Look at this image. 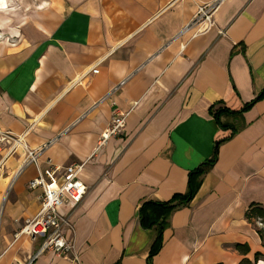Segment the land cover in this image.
<instances>
[{
	"label": "crops",
	"instance_id": "crops-1",
	"mask_svg": "<svg viewBox=\"0 0 264 264\" xmlns=\"http://www.w3.org/2000/svg\"><path fill=\"white\" fill-rule=\"evenodd\" d=\"M17 2L27 9L16 27L0 16L9 29L0 34V133L9 140L0 146V264H147L155 229L140 225V204L185 193L188 172L212 157L225 132L211 104L239 108L264 87V0ZM205 3H214L213 25L185 29ZM113 111L127 113L124 129L97 147ZM220 119L238 130L218 145L190 202L168 217L152 264L264 254L245 217L250 203L264 208V97ZM24 147L40 149L42 168L83 163L85 195L62 205L78 262L34 257L39 240L14 238L39 208V190L28 188L34 166L19 170Z\"/></svg>",
	"mask_w": 264,
	"mask_h": 264
},
{
	"label": "built area",
	"instance_id": "built-area-1",
	"mask_svg": "<svg viewBox=\"0 0 264 264\" xmlns=\"http://www.w3.org/2000/svg\"><path fill=\"white\" fill-rule=\"evenodd\" d=\"M213 11L214 3L198 5L185 29L194 25L197 32H205L213 25ZM97 71V65L92 67V73ZM126 115L127 113L124 112H112L110 123L105 131L101 133L97 147L109 136L122 133ZM3 142L9 143V140L7 136L0 133V146ZM17 143H20L18 139L12 142L8 147L7 154L16 152ZM39 153L40 149L33 150L24 147V158L19 170L26 165L34 166L35 176L29 179L28 188L39 190V208L35 215L23 222L19 230L14 233V238L23 235L31 240H39L34 257L48 251L55 256L78 262L74 240L69 232H72V226L67 215L62 211V205L65 202L77 205L82 201L86 192V186L79 178L83 163H70L67 165L48 163L42 168L37 163ZM29 262L30 259L28 264Z\"/></svg>",
	"mask_w": 264,
	"mask_h": 264
},
{
	"label": "trees",
	"instance_id": "trees-1",
	"mask_svg": "<svg viewBox=\"0 0 264 264\" xmlns=\"http://www.w3.org/2000/svg\"><path fill=\"white\" fill-rule=\"evenodd\" d=\"M263 97L264 87L253 99L242 103L239 108L230 107L223 100L211 104L208 111L217 124V131L225 132L223 137H220L215 141L212 157L204 160L188 172L187 190L185 193H175L169 199L164 201L147 200L140 204L138 208V219L140 225L143 228L155 229L154 240L146 258L147 264H152V256L155 255L162 246V232L167 226V220L170 214L174 210L185 206L190 202L200 185L201 176L208 171L217 159L218 145L232 137L237 132L238 129L236 127L230 123L222 122L220 118L223 116H237L249 110L255 102L259 101ZM245 217L253 225H255L254 223L256 220H259L264 225V208L259 203H250L246 209ZM256 232L262 243H264L262 231L256 229ZM234 249L244 255L249 252V247L246 243H236L234 244ZM261 256L262 254L257 251L253 254V259L243 257L235 264H254Z\"/></svg>",
	"mask_w": 264,
	"mask_h": 264
},
{
	"label": "rangeland",
	"instance_id": "rangeland-1",
	"mask_svg": "<svg viewBox=\"0 0 264 264\" xmlns=\"http://www.w3.org/2000/svg\"><path fill=\"white\" fill-rule=\"evenodd\" d=\"M27 7L24 5V6H21L19 4V2H17V0H10L8 2V9L0 12V16H5L7 19H8V25L10 24L11 27H16L17 24L19 23V19L22 17L20 15L21 11H26ZM9 29H0V34L3 33V31H7ZM14 39V38H13ZM0 183H3L1 180H0ZM5 186H6V183H5ZM255 227L257 230H261L262 231V234H263V238H264V225L259 221V220H256V222L254 223ZM262 243V241H261ZM262 245L264 246V243H262ZM262 254V256L254 263L256 264L259 260L261 261H264V254L262 252H260ZM253 259V258H252Z\"/></svg>",
	"mask_w": 264,
	"mask_h": 264
},
{
	"label": "bare ground",
	"instance_id": "bare-ground-1",
	"mask_svg": "<svg viewBox=\"0 0 264 264\" xmlns=\"http://www.w3.org/2000/svg\"><path fill=\"white\" fill-rule=\"evenodd\" d=\"M8 9V0H0V12Z\"/></svg>",
	"mask_w": 264,
	"mask_h": 264
}]
</instances>
